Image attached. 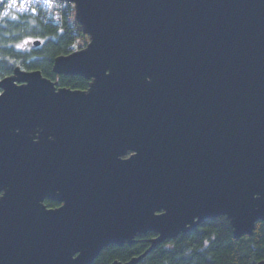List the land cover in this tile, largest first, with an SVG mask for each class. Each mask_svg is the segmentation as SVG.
<instances>
[{"label":"water","instance_id":"1","mask_svg":"<svg viewBox=\"0 0 264 264\" xmlns=\"http://www.w3.org/2000/svg\"><path fill=\"white\" fill-rule=\"evenodd\" d=\"M61 1L90 43L53 72L89 87L20 68L0 79V264H93L156 234L111 263L140 264L221 217L252 236L264 223V0Z\"/></svg>","mask_w":264,"mask_h":264},{"label":"trees","instance_id":"2","mask_svg":"<svg viewBox=\"0 0 264 264\" xmlns=\"http://www.w3.org/2000/svg\"><path fill=\"white\" fill-rule=\"evenodd\" d=\"M7 13L0 9V79L13 75L17 68L40 71L59 87L88 90L89 81L82 77L61 76L53 72L56 58L68 56L77 42L85 39L74 10L44 16L20 13L9 5ZM39 41L40 46L33 45ZM1 93V91H0ZM49 208L58 204L46 201ZM155 235H138L133 244L112 245L104 249L93 264L127 262L146 252ZM264 261V223L259 222L252 236L236 239L225 217L206 221L188 234L167 240L156 247L140 264H258Z\"/></svg>","mask_w":264,"mask_h":264},{"label":"built area","instance_id":"3","mask_svg":"<svg viewBox=\"0 0 264 264\" xmlns=\"http://www.w3.org/2000/svg\"><path fill=\"white\" fill-rule=\"evenodd\" d=\"M12 3H16L19 5L20 9L22 11H35L38 12V6L40 4L47 3L46 0H25V2L22 4L20 0H10Z\"/></svg>","mask_w":264,"mask_h":264},{"label":"rangeland","instance_id":"4","mask_svg":"<svg viewBox=\"0 0 264 264\" xmlns=\"http://www.w3.org/2000/svg\"><path fill=\"white\" fill-rule=\"evenodd\" d=\"M32 13H35L37 15L36 12H32ZM77 43L80 46V49L76 48L75 51H81V50L85 49L88 46V44L90 43V37L86 36L85 39H83L80 43L79 42H77Z\"/></svg>","mask_w":264,"mask_h":264},{"label":"flooded vegetation","instance_id":"5","mask_svg":"<svg viewBox=\"0 0 264 264\" xmlns=\"http://www.w3.org/2000/svg\"><path fill=\"white\" fill-rule=\"evenodd\" d=\"M46 201H48V200H46ZM49 201H51V200H49ZM51 202H54V203H56V204H58V205L55 206L54 208H53V207H52V208H49V207L46 205L49 209H58L59 207L62 206V204H60V203H58V202H55V201H51ZM149 234H153V233H149ZM153 235H155V237H156V234H153Z\"/></svg>","mask_w":264,"mask_h":264},{"label":"snow or ice","instance_id":"6","mask_svg":"<svg viewBox=\"0 0 264 264\" xmlns=\"http://www.w3.org/2000/svg\"><path fill=\"white\" fill-rule=\"evenodd\" d=\"M20 2L23 4L25 2V0H20ZM0 195H2V194H0Z\"/></svg>","mask_w":264,"mask_h":264}]
</instances>
